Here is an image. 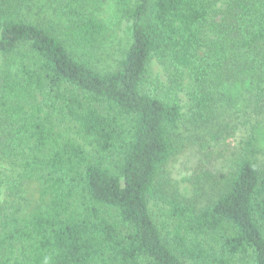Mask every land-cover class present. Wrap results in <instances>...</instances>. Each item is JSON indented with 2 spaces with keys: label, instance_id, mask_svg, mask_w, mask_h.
Here are the masks:
<instances>
[{
  "label": "trees",
  "instance_id": "obj_1",
  "mask_svg": "<svg viewBox=\"0 0 264 264\" xmlns=\"http://www.w3.org/2000/svg\"><path fill=\"white\" fill-rule=\"evenodd\" d=\"M105 1L0 0V53L19 58L0 76V160L12 170L0 174V264H264V132L242 144L212 203L169 201L171 238L150 212L181 122L210 125L216 95L263 98L264 0H232L212 38L216 0H113L129 43L102 72ZM41 12L47 28L32 19ZM152 60L185 106L158 97Z\"/></svg>",
  "mask_w": 264,
  "mask_h": 264
},
{
  "label": "rangeland",
  "instance_id": "obj_2",
  "mask_svg": "<svg viewBox=\"0 0 264 264\" xmlns=\"http://www.w3.org/2000/svg\"><path fill=\"white\" fill-rule=\"evenodd\" d=\"M231 1H215L208 23L210 38L215 36L213 26L227 16ZM97 14L108 25L109 33L96 66L102 72L115 70L129 43L128 25L115 11L113 0L102 3ZM37 16L39 18L32 19H39L36 21L44 23V27L47 28L48 24L44 19L46 16L49 17V12H41V15ZM18 62L17 53L6 57L0 53V76L5 68L15 70ZM148 78L158 86L161 85L158 92L160 99L164 101L176 99L182 105H186L187 95L183 92L174 94L167 91L166 72L163 65L156 60H152L148 67ZM216 97L218 99L216 113L206 128L196 130L181 122L179 131L183 135V147L170 157L156 179L159 192L156 198L150 200V212L165 239L171 238L173 229L169 201L194 202L199 208L212 203L226 188L239 159L242 144L251 134L257 137L260 132H264V96L258 100H246V97L237 103H229L221 95ZM183 111L185 112V109ZM71 134L89 155H94L93 147L82 135L74 130ZM258 142L262 151L264 140L258 137ZM259 156V163L264 167V154ZM11 171V168L6 167L0 160V174L9 176ZM37 187L35 182H30L24 187L27 207L32 206L38 199Z\"/></svg>",
  "mask_w": 264,
  "mask_h": 264
}]
</instances>
